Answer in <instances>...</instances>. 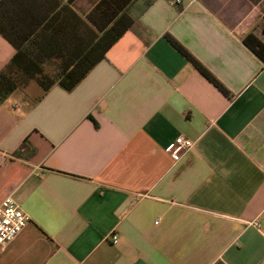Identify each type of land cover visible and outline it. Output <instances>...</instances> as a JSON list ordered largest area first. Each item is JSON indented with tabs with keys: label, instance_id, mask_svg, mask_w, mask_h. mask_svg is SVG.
Returning <instances> with one entry per match:
<instances>
[{
	"label": "crops",
	"instance_id": "obj_1",
	"mask_svg": "<svg viewBox=\"0 0 264 264\" xmlns=\"http://www.w3.org/2000/svg\"><path fill=\"white\" fill-rule=\"evenodd\" d=\"M250 34L264 45V0H0V71L17 52L48 76L90 69L0 103V204L30 217L0 264H264ZM179 136L194 149L175 161Z\"/></svg>",
	"mask_w": 264,
	"mask_h": 264
},
{
	"label": "trees",
	"instance_id": "obj_2",
	"mask_svg": "<svg viewBox=\"0 0 264 264\" xmlns=\"http://www.w3.org/2000/svg\"><path fill=\"white\" fill-rule=\"evenodd\" d=\"M117 38L118 37H114L113 40L116 41ZM171 41L210 81L226 95L231 96L230 92L217 80V78L211 75L199 61L190 56L174 39H171ZM244 42L257 55L260 54V49L264 47L260 40L253 34L248 35L244 39ZM89 71L90 69L78 70L77 72L79 75H75V72L70 71L48 76L43 69L28 67L27 62L24 60V55L17 52L15 57L0 71V103H4L12 93L20 88H24L31 81H36L38 87L42 90L41 95L35 100V103L40 102L48 91L57 84L67 91H72Z\"/></svg>",
	"mask_w": 264,
	"mask_h": 264
},
{
	"label": "built area",
	"instance_id": "obj_3",
	"mask_svg": "<svg viewBox=\"0 0 264 264\" xmlns=\"http://www.w3.org/2000/svg\"><path fill=\"white\" fill-rule=\"evenodd\" d=\"M172 4L179 6L183 0H170ZM194 142L184 136H179L175 140V144L171 149V155L175 161H179L185 154L191 151ZM30 217L22 210L13 196L6 197L0 204V248L5 247L24 230ZM251 225L262 232L264 229L259 220L251 222ZM113 240H117V236H112Z\"/></svg>",
	"mask_w": 264,
	"mask_h": 264
},
{
	"label": "rangeland",
	"instance_id": "obj_4",
	"mask_svg": "<svg viewBox=\"0 0 264 264\" xmlns=\"http://www.w3.org/2000/svg\"><path fill=\"white\" fill-rule=\"evenodd\" d=\"M36 87H37L36 84H34L33 81H31V82H29V84L27 86H25L24 88H20L18 90L26 91V93L29 92V90H33L31 93L33 96H31V97H36L38 94V92L35 90Z\"/></svg>",
	"mask_w": 264,
	"mask_h": 264
}]
</instances>
